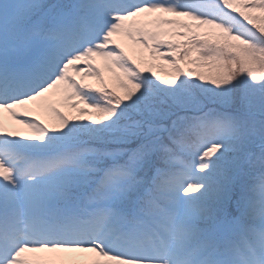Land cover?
Wrapping results in <instances>:
<instances>
[{
	"label": "snow or ice",
	"instance_id": "1",
	"mask_svg": "<svg viewBox=\"0 0 264 264\" xmlns=\"http://www.w3.org/2000/svg\"><path fill=\"white\" fill-rule=\"evenodd\" d=\"M0 264H264V0H0Z\"/></svg>",
	"mask_w": 264,
	"mask_h": 264
},
{
	"label": "rangeland",
	"instance_id": "2",
	"mask_svg": "<svg viewBox=\"0 0 264 264\" xmlns=\"http://www.w3.org/2000/svg\"><path fill=\"white\" fill-rule=\"evenodd\" d=\"M123 43H124V46H125V50L128 51V53H129L130 55H132L134 59H135V58H138V57H137V52L134 50L133 46H132L129 42H126V41H124ZM157 63L160 64V63H164V62H163V61H157ZM185 67L187 68L188 66L185 65ZM169 70H170V69H169ZM156 71H161V69L158 67V68L156 69ZM204 71L207 72L208 70L205 69ZM162 74L167 75V71L162 72ZM89 82H90V83H95V81H89ZM109 83L111 84V81H109ZM53 99H54V98H53ZM29 107H32V106H29ZM65 111H69V112H70V110H68V109H65ZM33 115H37V116H38L40 119H42L45 123H47V124H49V125L51 126L52 121H51L49 115H48L47 113H45L44 111L40 110V111L33 112ZM10 126L13 127V128H16V129H18V130H23V129H22V126H20V125H16V124H14V123L11 124Z\"/></svg>",
	"mask_w": 264,
	"mask_h": 264
}]
</instances>
